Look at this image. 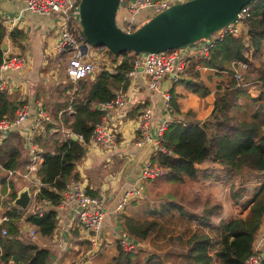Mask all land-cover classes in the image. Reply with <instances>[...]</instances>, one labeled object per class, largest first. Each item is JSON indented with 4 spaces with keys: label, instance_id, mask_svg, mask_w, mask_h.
Returning a JSON list of instances; mask_svg holds the SVG:
<instances>
[{
    "label": "trees",
    "instance_id": "16d2710c",
    "mask_svg": "<svg viewBox=\"0 0 264 264\" xmlns=\"http://www.w3.org/2000/svg\"><path fill=\"white\" fill-rule=\"evenodd\" d=\"M248 4L247 40L225 34L206 56L188 55L183 76L172 83V87L182 86L198 96L212 90L214 100L209 117L201 123L182 119L169 122L161 142L165 151L151 158L160 170L151 179L152 185L163 181L175 185L227 186L229 202L241 213L216 220L222 214L221 203L203 201L197 196L185 204L170 200L169 195L162 196L155 205L148 200H134L129 204L137 213H121L117 218L120 234L146 242L148 247L125 251L115 239L117 255L110 259L112 264H212L214 261L245 264L252 254V241L264 214V58L260 57L264 43V0H251ZM4 33L0 22V61ZM8 36L12 42L22 37L17 29L10 30ZM105 54L114 65L111 72L102 69L92 77L67 81L58 87V98L49 114L41 105L49 116L42 122L36 141L41 149V163L36 171L41 186L32 197V208L25 214L12 204L16 192L11 187L5 201L9 219L3 224L8 240L0 247V264H49V250L26 238L21 223L42 235L53 229L55 206L69 180H78L75 167L85 153L94 126L100 123L103 112L98 105L113 99L119 89H125L126 74L138 54L124 51L113 55L106 49ZM258 57L259 64L255 65L253 61ZM236 62L246 65L238 79L233 77ZM194 65L205 68V72L194 69ZM251 81L259 84L260 91L255 97L246 91L245 85ZM116 83L120 84L119 88ZM168 94L170 105L180 116L177 96L172 90ZM141 107H131L132 112L127 115L137 116ZM29 108L32 111L33 105ZM14 110L9 106L6 89L0 88V119L12 117ZM60 126L76 139L66 137L60 141L57 133L49 132ZM21 153L22 138L9 131L0 144V166L8 170L24 168L27 159ZM202 164L209 166L201 168ZM38 210L41 214L36 213ZM163 214L174 215L177 223L191 221L192 224L182 229H176L170 222L162 226L159 219Z\"/></svg>",
    "mask_w": 264,
    "mask_h": 264
},
{
    "label": "crops",
    "instance_id": "0c3cea01",
    "mask_svg": "<svg viewBox=\"0 0 264 264\" xmlns=\"http://www.w3.org/2000/svg\"><path fill=\"white\" fill-rule=\"evenodd\" d=\"M125 0L120 2V10L124 11ZM119 9V7H118ZM116 16L118 15V10ZM152 15V11L147 8L138 14L141 22L145 21ZM123 17V18H124ZM0 22L4 28V36L1 43L2 58L5 56H19L24 60L25 66L20 70H6L0 73V87L5 88L9 96V106L14 110L18 106L32 103L44 104L43 100L51 99L42 91L41 82L44 83V77H52V66L56 61L61 60L62 56L53 50V38L56 35L57 25L51 16H43L30 13L24 9L23 0H0ZM12 29L20 31L22 37L20 40L12 42L8 33ZM198 47L189 45L185 54L193 55L194 49ZM261 56L264 58V43L261 47ZM61 56V57H60ZM194 56V55H193ZM257 60L253 63L256 65ZM111 66L114 65L111 63ZM205 72V68L202 69ZM173 79L170 75L165 76L159 83L161 91H173L177 96L176 103L180 116L174 111L175 120L182 119L184 122L201 123L209 117L213 107V93L198 96L185 90L182 86L172 87ZM120 87L119 83H116ZM118 87V88H119ZM247 94L255 97L259 94L260 88L257 81H251L245 85ZM119 91H123L120 90ZM58 92V88H57ZM54 92V95L57 94ZM124 92L131 94V98L126 107L124 116L116 118L117 112H114L112 119H107L115 133V144L113 147H95L89 142L86 145L85 153L80 162L76 165L75 170L78 174V180L86 185L89 193L98 196L102 203L104 214L101 219L99 240L94 241V245L89 242V235L79 232L73 225V215L70 208L62 209L55 206L56 216L53 229L39 237H34L31 241L39 244L49 250V264H75L81 259L82 264H90L93 256L106 254V261L110 257L117 255V249L114 244L116 231L120 233L118 216L121 213L131 215L137 213L129 203L136 201L148 200L150 204H158L162 196L169 195L170 200L185 204L192 201L195 196L200 200L213 202L217 201L223 206L222 214L215 219H227L234 217L241 212L233 206L228 199L227 186L221 185H202V184H181L175 185L170 182H159L156 185L151 184L152 178L145 176V163L148 156L147 146H136L132 142L137 139L134 128V119L137 116H128L132 111L131 107L142 106L140 111L147 107L158 113L163 104L160 94L150 92L146 87V78L140 72L127 76V84ZM56 98L53 101H57ZM34 101V102H33ZM43 106V105H42ZM47 109V107H46ZM48 110V109H47ZM139 111V112H140ZM189 111L188 115L185 112ZM15 112V110H14ZM72 111H68V113ZM60 136V133H57ZM24 158L27 162L24 167H29L32 174L36 176V171L40 162L32 166L30 158L26 151L22 149ZM209 166L200 165L201 168ZM20 170V168H17ZM37 178V176H36ZM16 180L15 183H18ZM131 187L140 189L141 196L125 203L121 209L115 208L116 203L122 197L123 192ZM21 192L18 190L16 196ZM214 196L216 199H213ZM30 199L29 202L30 203ZM153 204V205H154ZM164 215V214H163ZM214 219V220H215ZM182 223V222H179ZM26 229L27 225L21 223ZM264 228V214L258 226V231ZM37 231V230H36ZM255 233V235H256ZM138 242V246H146V242ZM6 243V242H5ZM3 243V245L5 244ZM264 252V245L260 251ZM104 258V257H103ZM8 264H11L10 262ZM214 264H218L215 262Z\"/></svg>",
    "mask_w": 264,
    "mask_h": 264
},
{
    "label": "built area",
    "instance_id": "2783aa9c",
    "mask_svg": "<svg viewBox=\"0 0 264 264\" xmlns=\"http://www.w3.org/2000/svg\"><path fill=\"white\" fill-rule=\"evenodd\" d=\"M182 1L184 0H125V17L118 25L123 31L130 32L140 25L141 21L138 18V14L142 10L149 8L153 15L174 3ZM23 2L24 9L28 12L51 16L54 19L57 29L53 38V50L56 54L63 57L69 81L75 82L83 77H92L102 69L109 72L112 71L111 63H109L105 54V48L91 46L81 37L77 7L73 0H23ZM249 10V4L242 6L237 12L235 21L211 35L208 43L200 44V46L196 47L193 55L197 57L206 56L214 44L221 40L225 34H230L233 37H242L243 40H247L245 20L249 16ZM188 49L189 45L158 53H139L133 61L132 69L126 74V76H133L137 72L143 74L146 78L147 89L152 93L160 94L163 99L162 108L158 113H155L151 108L145 107L133 122L137 139L132 144L147 146L149 149L145 163V176L147 178H153L160 173V170L151 162V158L158 152L164 153L165 150L161 145L163 131L166 125L174 120V110L169 102L168 91H161L159 83L167 75H170L173 81L183 76L185 54ZM235 65L233 77L238 79L241 75L240 71L244 70L246 65L242 62H236ZM24 66L25 63L21 57L15 55L5 56L0 61V73L6 70H20ZM194 69L202 68L199 65H194ZM130 98L131 94L118 91L113 99L98 105L97 108L103 114L100 123H97L93 128L89 139L91 145L107 148L114 146L115 133L110 121L107 119H112L114 112L118 113L116 118L124 116ZM32 105V111L28 105H21L16 108L12 117L0 119V144L9 131L19 134L22 138V149L26 151L27 156L30 158V164L34 166L39 162L41 163V149L36 141L39 132L41 133L42 131V122L48 120L49 116L42 110L41 104L32 103ZM49 132L60 133V141L73 134L63 126L52 128ZM16 180L24 184L22 187L24 189L20 191L26 190L30 201H32V197L41 186L39 179L32 174V170L27 166L24 167V170H8L0 166V247L8 240L3 226L9 219L6 214L5 201L11 192V187L14 188ZM140 196L139 188H128L123 192L115 208L119 210L125 203ZM56 207L62 209L70 208L73 215L72 225L79 232L89 235V242L92 246H95L93 244L94 241L100 239V224L104 214L99 197L90 194L86 185L79 180L71 179L62 191L61 199ZM36 213L41 214V211L38 210ZM26 234L32 240L35 237L36 230L27 226ZM115 237L125 251H130L138 246L137 240L126 234H120L116 231ZM263 245L264 228L254 236L251 245L252 254L245 260V264H261L263 254L260 251ZM75 264L81 263L77 262Z\"/></svg>",
    "mask_w": 264,
    "mask_h": 264
},
{
    "label": "water",
    "instance_id": "95a60500",
    "mask_svg": "<svg viewBox=\"0 0 264 264\" xmlns=\"http://www.w3.org/2000/svg\"><path fill=\"white\" fill-rule=\"evenodd\" d=\"M250 1L184 0L151 15L130 32L116 23L121 0H78L75 6L83 40L118 55L124 51L158 53L199 42L204 45L213 33L235 21L239 9ZM70 138L76 136L71 134ZM28 202L26 190L13 200L20 209Z\"/></svg>",
    "mask_w": 264,
    "mask_h": 264
},
{
    "label": "rangeland",
    "instance_id": "374dc122",
    "mask_svg": "<svg viewBox=\"0 0 264 264\" xmlns=\"http://www.w3.org/2000/svg\"><path fill=\"white\" fill-rule=\"evenodd\" d=\"M73 1H74L75 4H77V2H78V0H73ZM118 10L119 11H118V15L116 16V23L120 24L122 22V20L124 19L123 18L124 17V13H123V11L120 10V3H119V9ZM200 44H201V42L195 43V46H200ZM129 53L132 54L131 52H129ZM260 57H263V56H261V53H260ZM107 59H108L109 63H111V58L107 57ZM257 59L258 60H257V64L256 65L259 64V57ZM52 69H53L52 70L53 71L52 72V77L53 78L48 76V78L46 79V77H44V79H43L44 83L41 82V84H40L41 86H43L42 87V91L44 92V94L46 96H49V95L51 96V99L43 100L44 104H42L45 107H47L48 110L46 109V112L48 114H49L50 109L52 107L53 100L56 98V95H57V94L54 95V92H57V88L58 87L59 88L63 87L64 83L69 81L68 76L66 74L65 61L63 60V57H62L61 60L56 61V63L52 66ZM20 170H24V168L22 167V168H20ZM23 185L24 184L22 182L18 181V183H15L13 190L15 192H17L18 190L24 189V188H22ZM212 197H213V199H216L214 196H212ZM14 207L17 208L18 211H21L22 213L25 214V213H28V211H30L29 210L30 207L32 208V203L30 202L27 205V207L24 208V209H20L19 207L15 206V205H14ZM173 218H174V215L164 214V216L160 217L159 221L161 222L162 226H166L167 222H170V223H172L175 226L176 229H182L183 227H188V226H190L192 224L191 221H184L182 223H177ZM199 231H202V230L200 229ZM25 235L27 236V237L25 236L26 238L31 240L27 234H25ZM39 235H42V234H40L39 232L36 231L35 237H39ZM184 235H187V234H184ZM105 256H106V254L103 255L104 258L101 257V256H98V257L97 256H93L91 258L90 264H112L111 261H110V259L112 257H110L106 261ZM263 260H264V252H263ZM79 262L82 264L84 261L81 259ZM215 262L216 261H214L212 264H214ZM150 264H152V262H150Z\"/></svg>",
    "mask_w": 264,
    "mask_h": 264
},
{
    "label": "clouds",
    "instance_id": "9594fccd",
    "mask_svg": "<svg viewBox=\"0 0 264 264\" xmlns=\"http://www.w3.org/2000/svg\"><path fill=\"white\" fill-rule=\"evenodd\" d=\"M195 44V43H194Z\"/></svg>",
    "mask_w": 264,
    "mask_h": 264
}]
</instances>
